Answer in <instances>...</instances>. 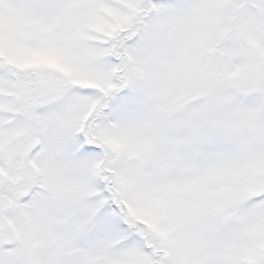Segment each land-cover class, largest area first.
Listing matches in <instances>:
<instances>
[{
	"label": "snow or ice",
	"instance_id": "6c2138e0",
	"mask_svg": "<svg viewBox=\"0 0 264 264\" xmlns=\"http://www.w3.org/2000/svg\"><path fill=\"white\" fill-rule=\"evenodd\" d=\"M0 264H264V0H0Z\"/></svg>",
	"mask_w": 264,
	"mask_h": 264
}]
</instances>
